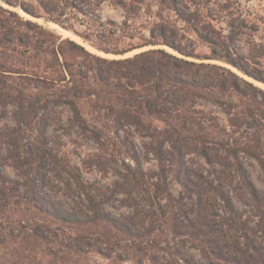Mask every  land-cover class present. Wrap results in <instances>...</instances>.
<instances>
[{"label": "rangeland", "instance_id": "374dc122", "mask_svg": "<svg viewBox=\"0 0 264 264\" xmlns=\"http://www.w3.org/2000/svg\"><path fill=\"white\" fill-rule=\"evenodd\" d=\"M19 1L33 8L37 14H31L20 6H10L3 0H0V5L18 13L22 18L53 29L63 37H70L104 57L123 58L141 50L134 49L124 56L98 51L81 36L49 21L45 17L42 0ZM117 2L119 0H91L89 5H81L82 11L67 7L62 19L73 23L80 32L91 33L93 39L96 36L100 41L106 42L116 39V47L129 48L140 43L142 37L149 36V28L155 20L158 5L153 0H123L125 7ZM211 2L212 18L218 29L221 27L227 32L230 29L229 20L234 22L233 48L237 58L244 62L243 57L250 56V48L253 46L264 52V0ZM224 5H228L229 9L225 10ZM184 10L189 9L184 7ZM109 19L122 24V30L117 33L109 32L104 25ZM126 19L127 24H124ZM0 32L4 31L0 28ZM192 40L198 44L199 53L210 52L209 47L196 37H192ZM13 47L24 51L20 45L11 44L9 50L0 49V58L3 51L7 52L6 56L12 55V60L15 57L22 58L20 54L12 52ZM166 48L172 51L169 47ZM189 59L227 66L241 78L252 81L264 90V83L243 74L231 64L220 60ZM22 68L23 74H0V171L6 179L5 182L0 179V264H10L17 252L27 253L25 246L17 238L19 229L37 230L43 236L44 248L48 251L63 248L64 246L59 245L61 240L66 242L70 241L69 237L77 236L84 238L86 243L83 247L88 251L91 244H97L98 240L104 238V226L100 224L64 223L44 210L51 202H56L60 208L76 211L84 217L90 214L84 193L66 169L68 165L79 170L83 180L93 189L99 188L108 193L100 201L107 211L115 216L130 215L136 223L132 234L122 233L119 244L112 247L102 244L104 251L112 257L107 258L90 248L86 253L87 257L80 264H188L184 258L203 264H232L219 259L220 255L213 252H230L231 255L242 256L240 252L246 249L243 243L247 244L246 237L240 238V251L228 248L229 242H226L230 239L237 240L236 234H247L250 239L262 242V223L257 216L258 212L250 202L247 189L238 173L229 164L230 159L223 147L207 142L206 146L212 147L211 157L214 154L210 161L200 153L203 145L196 138H182L183 141L175 143L176 148L171 142L165 143V181L162 182L159 175H162L160 163L152 152L154 143L149 136L128 125L120 131L122 139H118L110 122L106 120L101 123L106 133L105 141L99 144L79 127L68 104L56 103L51 98L46 100L43 96L50 95L52 91L45 92L42 85L35 87L42 84L37 81L39 76L58 79L66 76L69 79V74H63L61 68H56L53 74H28L29 71L23 66ZM63 85L64 83H58L56 86L62 88ZM18 93L21 95L20 100L16 99ZM194 100L195 105L190 109L194 119L187 127H192V132L208 134L217 129L213 127L218 124L222 135L238 134L231 126L230 118L242 109V105L229 113V106L226 104L198 96H194ZM94 114L98 113L95 111ZM157 123L160 130H165V125ZM245 132L248 136L246 130ZM186 150L190 151L186 153ZM132 155L139 158L148 177L151 193L156 194L153 201L148 199L149 194L128 175L127 164L136 165ZM240 161L256 188L263 192L264 170L258 160L243 153ZM186 167L193 172V179L204 182V187L215 176H221L225 190L232 196L243 222L247 223L244 229L234 230L231 215L225 211L223 202L210 191L204 196L207 206L217 223L222 220L226 223L224 229L227 235L208 243L194 236L189 224L196 216L200 200L194 193L196 191L186 188L182 181L183 169ZM28 174H36L35 192L41 197L39 203L30 192Z\"/></svg>", "mask_w": 264, "mask_h": 264}, {"label": "trees", "instance_id": "16d2710c", "mask_svg": "<svg viewBox=\"0 0 264 264\" xmlns=\"http://www.w3.org/2000/svg\"><path fill=\"white\" fill-rule=\"evenodd\" d=\"M3 1L10 6H20L31 14H37L22 1ZM153 1L158 5V9L149 28V36L142 37V41L134 46L122 49L116 47V39L110 42L100 41L98 36L93 39L91 33L80 32L73 23L62 19L67 7L82 11L81 5H89L91 0H42L45 17L49 21L81 36L98 51L124 56L134 49H141L123 58H107L97 54L82 43L70 37H63L53 29L22 18L18 13L0 5V28L4 31L0 32V49L9 50L11 44L24 48L21 52L13 47L12 52L22 56L15 57L14 60L12 55L6 56L7 52H1L0 74L6 72L23 74L22 66L29 71L28 74L40 72L53 74L56 68H61L63 74L70 75L69 79L66 76L59 79L47 76L37 78L42 84H37L36 88L42 85L45 92L52 91L50 95L44 93L46 96L43 97L46 100L51 98L56 103L68 104L79 127L88 132L99 144L105 141L106 133L101 123L106 120L110 122L118 139H122L120 131L128 125L149 136L154 143L152 152L160 163L163 176L159 175L162 182L165 181V143L171 142L176 148L175 143L183 141L182 138H196L198 143L201 142L203 145L200 153L210 161L214 154L211 157L212 147L206 146L207 142H214L216 146L223 147L228 154L227 158L230 159L229 164H232L238 173L240 181L242 180L247 189L250 202L258 212L257 216L262 223L263 240L257 242L254 238L250 239L247 234H236L237 240L230 239L226 242H229L228 248L240 251L239 246L242 245L240 238L246 237L247 244L243 242L246 249L240 252L242 256L231 255L230 252L213 254L220 255L219 259L232 264H264V191L256 188L240 161L241 154H249L258 160L264 170V90L252 81L241 78L227 66L189 59L220 60L264 83L262 60L264 52L253 46L250 48V56L243 57L244 62L237 58L233 48L234 22L229 20L230 29L227 32L221 27L218 29L212 18L210 6L212 0ZM117 3L125 7L123 0ZM184 7L189 10H184ZM224 9H229V6L224 5ZM126 17L129 20V16ZM124 24H127V19ZM104 25L109 32L117 33L122 30V24L113 19H109ZM192 37L207 45L210 52L199 53L198 44ZM145 47L147 48L142 49ZM58 83H64L63 87H57ZM194 96L226 104L229 106V113L242 105V109L230 118V124L238 134L222 135V129L218 124L213 127L217 129L208 134L207 132L196 134L192 132V127L187 128L194 119V115L190 114L192 105H195ZM16 99H21L20 93ZM95 111L98 114H94ZM157 122L165 125V130H160ZM218 147L215 149L218 150ZM132 158L136 165L127 164L128 175L147 195L149 194L148 199L153 201L156 194L151 193L148 177L140 160L135 155H132ZM66 169L84 193L90 214L84 217L76 211L60 208L56 202H51L44 210L64 223L81 225L93 222L104 226L102 233L104 238L98 240L97 244H91L88 251L93 248L107 258L112 257L110 253L104 251L102 244L112 247L120 243L122 233L132 234L136 227L134 218L130 215L115 216L107 211L100 201H103L108 193L89 186L74 166L68 165ZM192 175L191 169L188 167L183 169L184 185L189 190L196 191L194 193L200 200L196 216L189 224L194 236L208 243L212 239L224 238L227 235L224 229L226 223L223 220L217 223L213 219V212L207 206V199L204 196L210 191L223 202L225 211L234 221V230L244 229L247 223L243 222L232 196L225 190L221 176H215L208 181V186L204 187V182L193 179ZM28 177L30 192L39 203L41 197L35 192L36 174H28ZM0 179L6 181L1 171ZM18 233L20 234L17 238L25 246L27 253L17 252L10 264H80L87 257L88 251L83 247L86 242L80 236L69 237L70 241L66 242L61 240L59 245L64 246L63 248L48 251L44 248L43 236L37 230L19 229ZM184 259L188 264H203L196 263L191 258Z\"/></svg>", "mask_w": 264, "mask_h": 264}, {"label": "water", "instance_id": "95a60500", "mask_svg": "<svg viewBox=\"0 0 264 264\" xmlns=\"http://www.w3.org/2000/svg\"><path fill=\"white\" fill-rule=\"evenodd\" d=\"M56 24V23H55ZM84 45V44H83Z\"/></svg>", "mask_w": 264, "mask_h": 264}]
</instances>
